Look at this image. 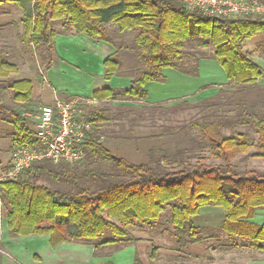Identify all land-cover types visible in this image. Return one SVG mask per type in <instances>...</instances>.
<instances>
[{
  "label": "trees",
  "instance_id": "obj_1",
  "mask_svg": "<svg viewBox=\"0 0 264 264\" xmlns=\"http://www.w3.org/2000/svg\"><path fill=\"white\" fill-rule=\"evenodd\" d=\"M3 2L13 3L21 10L24 38L51 53H55L53 26L58 22L68 27L67 32L113 43L115 53L103 62L105 79L127 65L121 59L128 49V60L134 65L128 71L130 87L101 88L92 95L99 101H136L153 110L163 107L164 104L147 103L144 86L151 81L164 82V68L197 77V62L207 55L200 51L195 56L184 50L189 41V46H210L208 56L217 60L228 78L227 84L213 96L214 101L208 100L206 104L218 105L225 98V87L239 96L240 103L232 116L191 121L200 137L191 139L190 147H206L210 155L221 161L196 164L187 163L181 155L171 157L159 148L157 155L152 152L154 147L149 149L147 162L128 161L100 142L96 123L105 119L103 112L110 108L83 106L84 118L92 126L84 143L83 160L58 164L49 159L39 160L16 178L0 182L1 209L11 236L47 234L51 246L83 242L98 248L133 242L132 228L146 226L153 231L163 224V229L173 237L175 249L182 252L187 245L201 240L202 229L192 222L199 208L219 206L225 215V233L247 239L249 246L257 250L264 249V224L249 221L256 210L264 211V172L238 171L231 162L252 146L248 132L237 130V126L255 132L257 150L250 155L264 161V85L258 83L263 69L243 51L245 41L259 34L264 37V18L209 17L187 11L179 0H0ZM107 23L115 26L112 35L104 28ZM129 31L134 33L135 44L127 47L124 38ZM116 35L118 44L113 41ZM263 47L261 44L258 49L264 51ZM16 72L15 64L0 57V116L8 115L11 119L13 149L25 143L37 148L26 119L2 102L5 92H12L17 103L30 100L32 82L28 78H11V73ZM163 129L169 130L166 126ZM224 129H230V133H223ZM182 130L180 127L173 135L181 136ZM164 137H170V132L162 130L147 139ZM191 148H182L179 153ZM101 162L110 164L111 172L80 169L82 164ZM39 177L66 188L38 184ZM105 232L110 235L97 241ZM156 253L157 248L152 245L149 259ZM133 264H142L137 254Z\"/></svg>",
  "mask_w": 264,
  "mask_h": 264
},
{
  "label": "crops",
  "instance_id": "obj_2",
  "mask_svg": "<svg viewBox=\"0 0 264 264\" xmlns=\"http://www.w3.org/2000/svg\"><path fill=\"white\" fill-rule=\"evenodd\" d=\"M104 28L107 33L113 34L115 31L112 23L105 24ZM113 41L118 44V35ZM261 44L264 46V37L255 35L243 43V51L248 52L250 58L263 69L264 51L258 49ZM54 49L55 60L44 73L51 85L52 98L90 97L101 88L124 89L131 85L128 71L134 65L128 60V49L127 55L121 54L122 64L127 65L118 68L110 79L104 77L103 62L115 53L113 43L73 31L59 32L54 36ZM114 59L121 62L117 57ZM197 72L198 76L192 77L172 68L162 69L164 82L151 81L144 86L147 103L165 105L203 100L216 95L228 82L224 69L210 56L198 60ZM258 83L264 85V70ZM8 161L9 156L0 160L3 169ZM224 217L222 207L199 208L192 222L202 229L201 240L187 245L185 251L178 252L175 248L166 250L164 246L156 244L158 239L163 240L167 234L161 226L153 231L146 226L132 228L130 235L134 241L126 245L107 244L95 248L89 243L62 242L51 246L47 234L11 236L0 208V264H133L135 254L142 264H162V257L166 258V255L170 259L176 257H173V260H177L176 264H193V260L201 261V264H264V249H254L249 246L247 239L228 235L222 230ZM249 221L255 225L264 224V211L256 210ZM152 245L157 248V253L149 259Z\"/></svg>",
  "mask_w": 264,
  "mask_h": 264
},
{
  "label": "rangeland",
  "instance_id": "obj_3",
  "mask_svg": "<svg viewBox=\"0 0 264 264\" xmlns=\"http://www.w3.org/2000/svg\"><path fill=\"white\" fill-rule=\"evenodd\" d=\"M21 16L22 12L17 5L8 2L0 3V57L16 65L17 72L11 73V78H28L32 82V95L28 102L17 103L13 99L12 92H5L2 96V102L9 105L17 111L20 116L26 119V124L34 135V116L37 114L39 107L53 103L51 85L44 73L48 68L47 66L55 60L56 56L54 52L51 53V51H48L43 46H34L28 38H24V27L21 22ZM68 30V27L64 26L62 22H58L53 26L54 33L62 31L67 32ZM111 30H113V28ZM108 34L112 35L111 32ZM133 36V32H127L124 38V44H127V47L135 44ZM191 43L192 42L186 41L184 50L193 53L195 56H198L200 51L204 52L207 56L211 54L210 51L212 49L210 46L207 49H202L199 44L189 46ZM229 88L230 87H225V93L223 95L225 98L220 100L218 105L210 107L206 102L208 100L209 103L214 101L212 100L213 96L199 101L194 99L195 101L190 100L167 103L163 105V107L155 108L154 110L151 107H142L143 104L136 101H98L93 105L95 109L110 108L103 112L105 119L96 123L100 135V142L111 151L137 164L145 163L149 160V149L152 147H154L152 149L154 150L152 151L153 153L157 154L159 148L164 150L166 154L171 155V157H177L178 155L183 156V158H185L184 160L190 164L203 161L219 163L221 162L220 160L215 159L208 153V148L190 147V143L192 142L191 139L197 140V138L200 137L197 130L190 124L193 120L211 121L222 118L223 116H232V114L239 109L240 103L237 99L239 96L237 97V95L232 94L233 91ZM204 101L205 103H202ZM128 105L130 107L126 109ZM164 126L168 127L169 130L163 129ZM180 127L183 128L182 135L176 137L173 134L178 132ZM236 129L248 132L252 146L246 154L237 155L235 158L231 159L232 164H234V167L238 171L254 169L264 172V161L250 155L257 150V135L253 130L245 129L244 126H237ZM162 130L164 132H170V137H164L163 139H147L148 136ZM13 132L14 128L9 116H0V160L6 159L8 156L10 158L9 153L13 150V140L11 136ZM223 133H230V129H224ZM182 148H191V151L179 153V150ZM80 166V169L100 168L104 171L111 172V166L106 162L97 163L95 165L82 164ZM173 167L178 166H174L173 164ZM1 170H3V168H0V171ZM37 183L54 189L66 188V186L57 184L43 177H39ZM167 210L168 209L165 207L164 212H167ZM161 225L163 228L165 227L163 224ZM168 226L170 227V224H168ZM109 235V232H105L97 241L104 240ZM156 244L164 246L166 250L175 248V243L170 233L166 234L163 240L158 239ZM243 247L247 248L245 246ZM173 257L174 256H172L171 259L167 255L166 258L162 257V264H167L166 262L176 264L175 262L177 260H173ZM178 259L184 260V258L181 257H178ZM183 264L186 263L184 262ZM188 264L190 263L188 262ZM193 264H201V261L193 260Z\"/></svg>",
  "mask_w": 264,
  "mask_h": 264
},
{
  "label": "built area",
  "instance_id": "obj_4",
  "mask_svg": "<svg viewBox=\"0 0 264 264\" xmlns=\"http://www.w3.org/2000/svg\"><path fill=\"white\" fill-rule=\"evenodd\" d=\"M187 11H198L217 18H264L262 0H179ZM94 97L55 96L52 104L39 107L34 116V136L38 147L22 144L11 151L7 166L0 171V182L14 179L33 162H79L84 159V143L91 124L85 120L83 106L95 105ZM2 192L0 190V198ZM1 204V200H0Z\"/></svg>",
  "mask_w": 264,
  "mask_h": 264
}]
</instances>
